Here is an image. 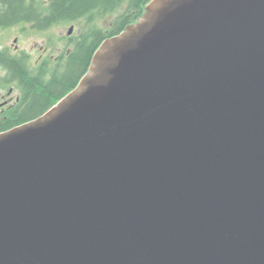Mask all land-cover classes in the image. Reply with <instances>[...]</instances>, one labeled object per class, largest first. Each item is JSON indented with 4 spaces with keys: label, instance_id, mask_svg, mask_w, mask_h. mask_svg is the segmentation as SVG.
I'll return each instance as SVG.
<instances>
[{
    "label": "water",
    "instance_id": "obj_1",
    "mask_svg": "<svg viewBox=\"0 0 264 264\" xmlns=\"http://www.w3.org/2000/svg\"><path fill=\"white\" fill-rule=\"evenodd\" d=\"M0 264H264V0H151L1 132Z\"/></svg>",
    "mask_w": 264,
    "mask_h": 264
},
{
    "label": "flooded vegetation",
    "instance_id": "obj_2",
    "mask_svg": "<svg viewBox=\"0 0 264 264\" xmlns=\"http://www.w3.org/2000/svg\"><path fill=\"white\" fill-rule=\"evenodd\" d=\"M53 1L55 0H23L11 18L8 17L7 10L0 5V11H3L1 12L3 18L0 19V34L6 31L16 33L13 45L0 46V57L3 60V64L0 65V89L5 90L4 94H0V122L19 120L20 113L28 106L32 94L23 93V88L29 90L25 76H32L43 86L47 83L51 84L53 80L60 81L57 79L69 71L70 55L77 39L88 35L94 30V26L103 30L100 25L103 19L93 20L91 23L86 19L56 21L51 18V13L48 11ZM48 16L50 18H47ZM59 25H69V30L72 31L68 30L66 36L60 35L50 43L44 42V45L38 49L36 57H34L36 45L29 49L20 47L25 40L29 41L30 34L47 31ZM76 26H80L78 27L80 29L76 36H73ZM35 89L36 87H33V90ZM16 108H19L20 112L16 111Z\"/></svg>",
    "mask_w": 264,
    "mask_h": 264
},
{
    "label": "trees",
    "instance_id": "obj_3",
    "mask_svg": "<svg viewBox=\"0 0 264 264\" xmlns=\"http://www.w3.org/2000/svg\"><path fill=\"white\" fill-rule=\"evenodd\" d=\"M151 0H55L51 3L48 11L51 18L60 20H78L86 19L88 23L97 19H105L107 16L124 9L107 29L101 30L94 26L88 35L80 37L74 46L70 55L71 64L69 71H66L57 80L51 81V84L43 86L38 80H34L32 76L27 77L29 90L23 88V93L32 94L26 109L19 115V120L15 122H0V133L9 130L15 126L31 121L54 105L60 98L70 92L77 84L79 78L88 68L93 52L101 44V42L109 37L119 34L124 28L135 23L143 14L145 6ZM23 0H0L2 8L7 10L8 17L11 18L16 13L17 8ZM0 11V19L3 18ZM7 17V18H8ZM47 18H50L48 16ZM43 28V26H42ZM94 50V51H93ZM0 57V65L3 60ZM33 87H36L33 90ZM16 111L20 112L19 108Z\"/></svg>",
    "mask_w": 264,
    "mask_h": 264
},
{
    "label": "rangeland",
    "instance_id": "obj_4",
    "mask_svg": "<svg viewBox=\"0 0 264 264\" xmlns=\"http://www.w3.org/2000/svg\"><path fill=\"white\" fill-rule=\"evenodd\" d=\"M124 9H121L115 13H113L112 15L107 16L104 20H102L100 22V25L103 29H107L111 26V22L114 21V19L119 16V14H121L123 12ZM80 26H76L73 32V36L77 34L78 30L80 28H78ZM69 25L68 26H63V25H59V26H55L53 28L48 29L47 31H41L40 33H36V34H30L31 36L28 38L29 41L27 42V40H25L23 42V44H20V47H24L26 49H29L31 47H34L36 45V47L34 48V57H36L35 55L39 52V48L41 46L44 45V42H52L53 39H57L59 38V36H66L68 30H69ZM16 33L13 31H6L4 33L0 34V46H11L13 45V38H15ZM5 90L4 89H0V94H4Z\"/></svg>",
    "mask_w": 264,
    "mask_h": 264
}]
</instances>
